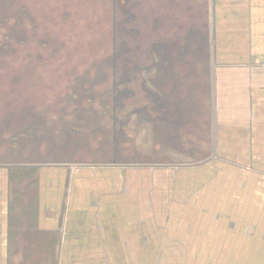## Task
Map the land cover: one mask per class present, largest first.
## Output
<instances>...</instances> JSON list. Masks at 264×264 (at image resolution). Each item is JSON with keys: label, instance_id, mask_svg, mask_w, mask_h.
Instances as JSON below:
<instances>
[{"label": "crops", "instance_id": "obj_1", "mask_svg": "<svg viewBox=\"0 0 264 264\" xmlns=\"http://www.w3.org/2000/svg\"><path fill=\"white\" fill-rule=\"evenodd\" d=\"M206 2L207 154L0 166V264H264V0Z\"/></svg>", "mask_w": 264, "mask_h": 264}, {"label": "rangeland", "instance_id": "obj_2", "mask_svg": "<svg viewBox=\"0 0 264 264\" xmlns=\"http://www.w3.org/2000/svg\"><path fill=\"white\" fill-rule=\"evenodd\" d=\"M206 3L0 0V166L22 182L18 212L33 165L207 154Z\"/></svg>", "mask_w": 264, "mask_h": 264}]
</instances>
